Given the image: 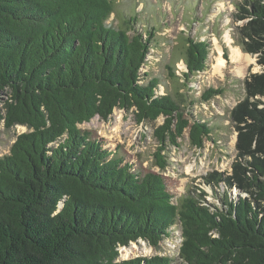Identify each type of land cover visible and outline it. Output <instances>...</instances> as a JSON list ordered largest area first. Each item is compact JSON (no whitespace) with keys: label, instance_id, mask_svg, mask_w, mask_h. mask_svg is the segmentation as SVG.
Returning <instances> with one entry per match:
<instances>
[{"label":"trees","instance_id":"obj_1","mask_svg":"<svg viewBox=\"0 0 264 264\" xmlns=\"http://www.w3.org/2000/svg\"><path fill=\"white\" fill-rule=\"evenodd\" d=\"M119 1L0 0V122L28 129L0 159V264H175L121 261L120 249L139 240L158 249L178 227L176 264H264V0L234 2V46L262 69L238 81L231 171L203 176L178 202L163 175L135 169L80 128L115 110L138 124L163 118L154 130L162 173L167 140L177 144L189 130L202 149L213 136L160 76L143 74L158 31L127 12L124 26L110 24ZM200 38L184 41L188 85L208 67L211 45ZM226 90L210 87L199 101Z\"/></svg>","mask_w":264,"mask_h":264},{"label":"rangeland","instance_id":"obj_2","mask_svg":"<svg viewBox=\"0 0 264 264\" xmlns=\"http://www.w3.org/2000/svg\"><path fill=\"white\" fill-rule=\"evenodd\" d=\"M235 1L237 0H120L109 22L124 26V13L127 12L134 16L137 14L146 29L149 25L157 29L155 44L160 43V46L151 50L150 64L143 70V74L150 75V78L160 76L161 87L167 88L178 99L185 100L183 104L187 106L186 117L206 120L214 127L213 136L210 141L205 142L202 149L192 146L189 130L177 144L167 140L162 155L169 167L162 173L155 165L154 155L162 144L155 139L154 130L164 123L163 118L155 124H138L132 112L115 110L108 121L95 118L80 128L89 132L104 148L123 158L125 163L134 164L135 169L144 174L163 175L169 192L177 202L190 187L196 183L200 185L203 176L215 171H231L236 157L237 134L229 121V114L240 100L239 82L249 72L257 73L262 69L256 57L244 54L239 47L234 46L232 32ZM203 22L205 24L200 26ZM188 36L199 39L202 37L211 45L206 71L193 77L189 85L184 80L187 69L182 61L185 54L184 41ZM235 49L250 61L246 59L241 65L233 59ZM219 61L224 62L221 69H217ZM167 67L175 70L174 77L170 76L171 72ZM210 87L227 90L207 103L200 102L203 92ZM6 97L0 96V106ZM27 131L22 126L7 131L0 122V159L10 153L17 137ZM205 188L210 194L208 201L214 206H220L214 193ZM173 231L171 237L164 239L158 249L144 240L121 248L120 260L170 256L176 259L175 264L178 263L180 228Z\"/></svg>","mask_w":264,"mask_h":264},{"label":"bare ground","instance_id":"obj_3","mask_svg":"<svg viewBox=\"0 0 264 264\" xmlns=\"http://www.w3.org/2000/svg\"><path fill=\"white\" fill-rule=\"evenodd\" d=\"M233 59H235L236 61L240 62V64L242 65L247 58L243 57V55L241 54V52L237 49L234 50V55H233ZM248 62L250 61V59H247ZM224 65L223 61H219L218 62V66L217 69H221Z\"/></svg>","mask_w":264,"mask_h":264}]
</instances>
